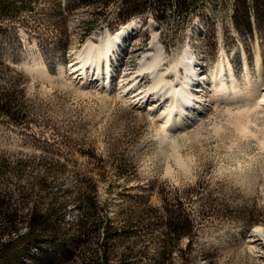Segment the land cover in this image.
Listing matches in <instances>:
<instances>
[{"label":"rangeland","instance_id":"1","mask_svg":"<svg viewBox=\"0 0 264 264\" xmlns=\"http://www.w3.org/2000/svg\"><path fill=\"white\" fill-rule=\"evenodd\" d=\"M135 2L142 5V0ZM105 4L0 2V98L8 95L11 110L0 113L3 210L18 213L22 233L32 210H53L52 225L60 236H67L54 239L49 231V239L40 242V254L28 255L24 262L264 264L256 256L260 250H250L247 242L249 230L264 225V133L254 124L263 125L261 113L248 121L237 105L218 103L208 106L197 123L169 132L189 160L182 167L173 145L160 139L161 122L145 107L121 100L116 81V92L108 96L58 76L59 65H69L89 40L97 42L107 30L135 20L140 27L124 39L127 47L119 45L121 55L112 62L117 75L129 81L151 51L153 21L157 41L165 49L164 65L190 48L194 60L207 67L202 78L210 89V70L226 55L244 87L243 51L253 78L257 51L264 65V4L146 0L138 13L121 23L120 12L132 1H110L107 8ZM36 59L45 61L53 77L26 71L27 63ZM86 67L93 79L96 70ZM144 76H137L130 95L151 85ZM191 89L193 101L207 102L205 87ZM191 108L188 118L195 113Z\"/></svg>","mask_w":264,"mask_h":264},{"label":"bare ground","instance_id":"2","mask_svg":"<svg viewBox=\"0 0 264 264\" xmlns=\"http://www.w3.org/2000/svg\"><path fill=\"white\" fill-rule=\"evenodd\" d=\"M138 26L139 24L137 21L130 20L113 32L107 30L104 36L97 42L89 40L81 49L75 52L69 65H59L58 76L66 79L67 82L77 84L82 90L94 88L99 90L100 93L108 96L116 92V90L113 91L116 81L119 86V91H117V93L119 97L122 98H120L121 100L129 104H136L138 107H145L149 115H153L156 117V120L161 122L164 135H162L160 139L173 145L175 158L182 167H187L189 160L177 150V141L169 138L167 134L169 132L171 133L173 130L180 131V129L187 128L192 122L197 123L202 120L205 109H207L208 106H215L218 103H225L228 107L237 105L241 108L237 109L238 112L241 113L240 115L244 114L248 117V121H251V115L256 117L261 113L264 117V65L259 51L255 53L256 78H253L251 75L247 58L243 51V64L246 73V83L244 87L240 86L230 61L227 56L224 55V58L217 61L215 66L210 70L212 85L210 89H207L201 76L196 73L194 64L195 56L190 48H185L177 59L164 65L166 56L165 49L163 45L157 41L158 34L153 28L152 21L150 23L152 29L151 51L141 60L137 75L132 77L129 81H125L123 77L114 74L115 69L110 58L113 56L115 59V54L119 45L122 44L128 34L136 30ZM123 47H127V45L124 44ZM125 54L126 53H124V56ZM77 64H79V66ZM86 65L92 66L93 69L96 70V75L93 79L88 77ZM66 70L71 74L70 77L66 75ZM26 71L39 73L50 78L53 77V74L47 70L46 63L43 59L31 60L30 63L26 65ZM169 74L174 76L173 79H168ZM139 75H142L143 78L145 77L144 75L150 77L151 85L147 89H144V91L130 95L133 92V87L138 83L139 79H137V76ZM194 80H198L199 85L201 84V86L206 88V103L203 102V104H201V99H197L200 104L193 101L194 94L191 85ZM151 95H154L155 98L158 97L160 100L162 99L163 102L156 103L154 97H152V99L150 98ZM167 99H170V101L166 103L165 101ZM191 106V109H193L195 113L192 118H188L186 112ZM238 112L236 113L239 114ZM254 124L259 128V133H264V122L262 126L256 123ZM240 127L244 128L242 125ZM258 228L264 229V225H254L248 232L247 242L249 249L252 251L260 250L257 252L256 256L264 259V231H255V229ZM34 252H37V250L35 249Z\"/></svg>","mask_w":264,"mask_h":264},{"label":"trees","instance_id":"3","mask_svg":"<svg viewBox=\"0 0 264 264\" xmlns=\"http://www.w3.org/2000/svg\"><path fill=\"white\" fill-rule=\"evenodd\" d=\"M10 1L11 0H0V2L3 3H10ZM102 1L106 3L105 8H107L110 1L118 0ZM131 1L133 4L127 7L125 11L120 12L122 17L119 18V23L125 22L129 17L138 13L139 10L143 8V5L146 4V0H142V5L136 3L135 0H130V2ZM240 1L244 2L245 4V0ZM254 1L257 7L260 4H264V0ZM30 2L31 0H28V3ZM243 7H245L246 9V6ZM95 23L96 22L94 20V22H91L90 25L87 26L84 31V37L92 31ZM9 111H11L10 100L8 98V95H4V99L0 98V113H7ZM5 204V197L0 195V219H3L5 222V225H0V264H26L24 260L28 255H34L35 257H37L40 254V252L38 251L40 242L49 239V237H47L49 231L52 232V235L50 237L54 239L56 238L62 240V237H65L64 239L67 238V236H60V234L56 232L57 227L52 225L51 220L53 216V210H50V212H47L45 214L32 210L28 218V228L25 232L22 233L17 227V221L19 217L18 213L15 210H11L8 208L7 210H3ZM109 235V227H106L104 236L108 237ZM35 249L37 250V252H34ZM91 264L98 263L96 261H92Z\"/></svg>","mask_w":264,"mask_h":264},{"label":"snow or ice","instance_id":"4","mask_svg":"<svg viewBox=\"0 0 264 264\" xmlns=\"http://www.w3.org/2000/svg\"><path fill=\"white\" fill-rule=\"evenodd\" d=\"M255 231H257V232H262V231H264V229H260V228H258V229H255Z\"/></svg>","mask_w":264,"mask_h":264}]
</instances>
